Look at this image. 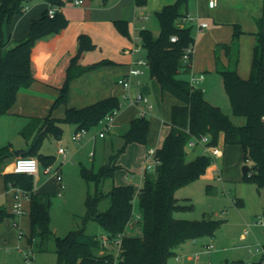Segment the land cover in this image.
Returning <instances> with one entry per match:
<instances>
[{
  "label": "trees",
  "instance_id": "1",
  "mask_svg": "<svg viewBox=\"0 0 264 264\" xmlns=\"http://www.w3.org/2000/svg\"><path fill=\"white\" fill-rule=\"evenodd\" d=\"M31 0H0V30L5 20H11L16 14H22L24 7ZM49 5L58 10L51 17L48 7L39 17L32 19L29 33L4 53L0 52V115L8 113L17 100L18 93L28 88L36 80L32 60L35 45L49 37L58 34L67 26L68 20L60 10L67 1L46 0ZM143 5L146 0H136ZM188 11V0H175L164 5L155 12L160 32L158 36L148 29L140 31L141 44L146 51L149 62L150 76L157 80L162 94H170L176 102L171 106L170 129L160 146L156 148L159 160L154 172H145L138 191L132 184H113L110 190L102 188L107 178L114 177V171L120 167L116 163L117 155L111 158L110 165L100 172L93 173L82 169L87 181H94L96 192L87 194L86 214L83 223L94 219L105 230L108 237L122 235L121 253L118 264H169L176 256L178 249L189 240L206 236H214L221 221L214 218L201 220L181 219L174 216L177 209L188 207L180 204L176 196L178 188L193 182L206 173L214 162V157L208 153H198L188 159L186 145L191 137L202 134L209 135V145H217L222 135L225 145L240 144L244 149L245 162H251L244 179L253 182L258 191L264 188V19L256 18L258 30L253 51L250 74L241 77L238 72L240 61L239 37L244 33L236 24L233 39L230 43L220 44L216 48V68L220 74L225 91L228 95L232 111L246 116L243 125L235 124L221 106L210 102L202 87L191 85L189 78H182L180 73H190L193 56L189 62H184L186 49L195 43L192 35V25L184 20ZM176 36V41L171 37ZM93 48L90 36L79 35V47L71 58L67 77L58 96L52 105V110L65 106L63 118L45 117L44 128L37 136L36 144L27 155H37L38 160L48 166L54 162L53 155L38 153L42 140L48 133L60 139L63 129L58 122H66L76 126V130L97 125L99 121L114 110L122 109V99L109 96L83 107L68 106L70 82L74 75L72 69L81 54ZM219 48H224L229 57V64L223 65L220 60ZM150 119L147 116L134 117L129 129L122 134L124 144L119 152H124L130 143L148 145ZM10 151L8 147L0 148V163ZM7 184L12 182L31 192L30 199V233L28 242L33 248L41 246L49 238H54L57 253L56 264H107L112 263L114 254L104 249L101 240L96 235L87 234L85 226L70 230L65 236H57L52 230L49 206L36 200L32 194L34 181L32 175L7 173ZM212 185H208L210 192ZM138 199L141 210V233L127 231L128 224L134 219V202ZM105 199L110 205L101 210ZM237 206H244L242 198H235ZM13 214L5 207H0V224ZM264 215V207H263ZM132 230V228H131ZM257 261L236 260L224 264H261Z\"/></svg>",
  "mask_w": 264,
  "mask_h": 264
},
{
  "label": "crops",
  "instance_id": "2",
  "mask_svg": "<svg viewBox=\"0 0 264 264\" xmlns=\"http://www.w3.org/2000/svg\"><path fill=\"white\" fill-rule=\"evenodd\" d=\"M174 1L146 0L145 4L138 5L136 0H84L81 5H75L72 1H67L61 7L60 10L68 20L67 26L58 34L42 40L35 45L32 60L36 80L30 87L19 91L16 103L8 113L0 115V148L8 147L10 151V156L0 163V207H5L13 214L12 194L8 187L10 182L7 184L5 175L12 173V164L15 158L22 153L27 155L34 144H36L37 136L44 128L45 117L51 115V117L60 119L65 115L64 105L53 110L51 107L59 93L57 88L61 87L66 80L70 60L78 51L79 35L82 33L88 34L92 40L93 48L84 51L72 69L74 77L70 82L68 106L83 107L109 96H117L122 99V108L124 106L123 102L128 100L130 102V109L120 110L116 118L115 127L120 128L126 124L129 125L134 117L139 116L140 107L133 104L130 98H125V96L136 92L138 89L136 85L137 80H141V77L149 68L142 67L144 73L139 76H132L133 86L130 91L125 90L118 83V79L130 74L131 69L137 66L135 62L138 59H147L141 56L144 48L139 39L140 31L148 28L153 32V28H156L159 23L152 21V16L164 5ZM28 4V9L22 14H16L11 20H5L2 23L0 30V52L4 53L13 46L15 41L25 37L29 33L32 19L39 17L49 6L46 0H31ZM187 14L197 16L199 21L207 23L205 27H198L194 22L189 23L192 25L191 32L195 43L191 72L188 74V78H190L191 73H203L204 80L199 83V86L203 89L205 86V91H208L210 84H207V82L214 78V73L219 74L216 68V48L220 44L232 41L236 24L244 31L239 37L240 61L238 72L241 77L246 78L247 70L249 74L251 70V66L250 69L246 68V63L252 62L253 51L257 41L255 35L258 30L256 18L263 17L264 19V0H218V4L215 7H210L209 0H188ZM219 52L223 64L228 65L229 59L225 49L221 48ZM150 80L152 86H156L155 90H159L160 109L162 111L168 110L170 113V108L167 109V103L171 97L167 93L162 94L160 85L156 79L150 76ZM149 84V82H142L140 89L150 98L148 94L151 91ZM205 96L210 102L216 103L215 95L210 94L209 98L205 92ZM175 102L176 99H173V101L171 99L170 107ZM152 108L153 105L148 108V111ZM57 124L63 129L61 138L58 139L52 133H48L42 140L38 150V153L53 155L55 159L52 164L48 165L51 168L49 172L46 171V167L48 166L39 161V170L35 175H32L34 181L32 194L34 196L36 194L56 193L59 197H63L67 189V184L62 175V167L56 166V162H58L59 157L62 164L64 158L67 156L66 148L62 145V137L65 131L68 129L75 132L76 126L66 122H58ZM169 129L170 126L168 127V131ZM114 134H116L115 130ZM159 136L160 123L153 116L150 119L148 145H141L136 142L130 143L125 151L128 152L132 148L134 150V148H139L140 146L143 148L142 150L146 151L151 147H155L154 145L157 148L160 146ZM46 138H54L56 140L55 145L53 144L56 150H53V152L45 151ZM101 138H105V136ZM220 141L219 146L222 149V155L215 158L221 157L224 159L226 150L223 146L225 144L222 135L220 136ZM60 150H64V153H60ZM201 152L202 147L199 146L198 152L192 157L188 156V158L192 159ZM35 156L38 157L37 155ZM121 166L129 168L127 164H122ZM137 167H142L143 179L144 163L143 165H137ZM57 171L61 172L62 181L58 180ZM63 184L64 188H62ZM60 192L61 194H59ZM30 199L26 202L25 213L22 216H26L27 213L29 216ZM22 216H18L20 220H17L13 214L6 218L1 225H5L7 230L12 231L11 222L16 220L19 223V227H21L22 236H26L28 241V236L24 234L21 226L22 221H25ZM26 222L30 224V217L27 218ZM248 234L245 235L243 233L240 238L246 239ZM243 236L244 238H242ZM1 239L2 236L0 237V244L2 243ZM28 244L29 248L33 250L31 244L29 242ZM208 244L211 243L204 244L203 251L188 257L194 261L193 264H204L201 262L202 256H210L215 246L213 245L212 250L208 251L206 249V245ZM256 251L260 252L261 259L263 253L257 248ZM177 257L178 264H184L180 258L181 256L179 257L178 255ZM208 263L211 264L210 261Z\"/></svg>",
  "mask_w": 264,
  "mask_h": 264
},
{
  "label": "rangeland",
  "instance_id": "3",
  "mask_svg": "<svg viewBox=\"0 0 264 264\" xmlns=\"http://www.w3.org/2000/svg\"><path fill=\"white\" fill-rule=\"evenodd\" d=\"M26 5L29 7L28 3ZM152 21L158 22L155 14L152 16ZM153 32L155 36H158L160 32L159 25L153 28ZM220 49L221 48L218 49V52ZM141 56L147 58L145 50H143ZM243 64L244 61L242 62V67ZM250 66L251 63H246V68L250 69ZM214 74L215 79L213 78L214 80H208L209 82H207V84H210L208 91H205L206 89L204 86L206 95L208 97L210 94H213V96L215 95V104L221 105L223 111L230 116L235 124H245L247 119L246 116L235 114L232 111L220 74ZM246 74L248 77V70ZM179 76L188 78L189 75L188 73H180ZM141 82L150 83L149 88L151 89V93L149 92L148 94L151 98L150 100L153 108L148 111L147 118L152 119V117L155 116L159 121V144H161L163 137L168 131L171 119V99L173 101L175 98L167 94L171 97V99H168L167 103V109L170 108V113L168 110L162 111L160 109L161 101L159 90H155L156 86H152L151 84L149 69H147L146 73L141 77ZM123 103L124 106L122 109H130V102L128 100ZM116 122L115 120V123ZM128 129V124L120 128L115 127L114 124L105 130V124L98 123L87 131L85 138L80 143H76L72 140L74 130L67 129L65 131L62 137V145L66 148L67 156L64 158L62 164L59 157L58 162H56V166L59 165L62 167V175L67 184L64 196L59 197L56 193L35 195L36 200L44 202L49 206L51 215L50 226L55 235L65 236L70 230L78 229L83 226H85L87 234L96 235L99 238L106 235L105 230L96 220L88 219L86 223H83V217L87 210L85 204L87 194L89 192L94 194L97 187L94 181H87L84 178L82 169L98 173L107 166L111 158L119 153L116 163L120 167L115 169L114 177L107 178L104 181L102 188L108 191L113 184L131 183L136 188V191H138L142 182V167H137V165L145 164L147 151L142 150L143 148L139 145L141 143H139V148H134V150L132 148L128 152H119L124 144L122 134ZM114 130L116 134H114ZM101 131L105 133V138L99 136ZM94 137H96V139H94ZM45 140L47 141L45 151L53 152V150H56L54 146L56 140L54 138H46ZM219 143H221L220 138ZM154 146L156 147V145ZM223 146L226 150L224 159L221 157L214 158V162H212L205 174L193 182L178 188L175 193L180 204H189L188 207L177 209L174 212L176 218L190 220L214 218L222 222L214 236L202 237L196 239V241L189 240L178 250V255L179 257L181 256L180 258L184 264H193L194 261L190 260L188 257L203 251L204 244L206 243L213 244L215 249L212 250L210 256H202L201 262L204 264H210L208 263L209 261L211 264L232 263L239 259H243L244 261H257L260 260L261 257L260 252L256 251V248L258 245H264V226L253 224V222L256 220H264V188L258 191L253 182L244 179L243 166H250L252 163L245 162L243 147L240 144H228ZM186 150L189 153L188 156L192 157L198 152V146L194 148L186 146ZM122 164H127L129 168L122 167ZM208 185L213 186L210 192L207 190ZM235 198H242L244 200V206H237L234 202ZM109 205L110 200L105 199L100 209L105 210ZM225 211L226 213H224ZM23 217L25 221H22L21 226L24 234L29 236L30 224L26 222L29 217L28 213L26 216H22V218ZM141 217L138 199L135 198L134 227L132 228V232L141 233ZM16 218L20 220L18 216H16ZM14 221L16 220L11 222L14 234L11 230H7L5 225H1L3 222L0 224V237L2 236V243L0 244V264H56L57 253L55 251L54 238L45 240L41 246H36L34 244L33 250H31L27 237L19 234L21 227L14 226ZM245 230H249V234L246 239H241L240 237ZM177 256L172 257L169 260V264H178Z\"/></svg>",
  "mask_w": 264,
  "mask_h": 264
},
{
  "label": "built area",
  "instance_id": "4",
  "mask_svg": "<svg viewBox=\"0 0 264 264\" xmlns=\"http://www.w3.org/2000/svg\"><path fill=\"white\" fill-rule=\"evenodd\" d=\"M71 1L75 5H81L84 0H71ZM217 2L218 0H209L210 7H215L217 5ZM27 9H28V6L26 5L23 10L26 11ZM57 10L58 8L56 6H51V5L48 6V14L51 17L55 15ZM184 20L192 22V23L194 22L198 25V27H205L207 25L206 22L199 21L197 16H193L190 14H187L184 17ZM139 39L141 40V37ZM171 40L176 41V36H172ZM193 52H194V44H191L186 49V52L183 55V60L185 63L190 61L191 56H193ZM135 64L137 66L131 69L130 74L124 77H120L118 79V83L121 84L124 87V89L127 91H130V89L133 86V82L131 80L132 76H139L142 73H144V70L142 69V67L149 68V62L147 59H138L135 62ZM189 80H190L191 85L199 87V83L204 80V74L203 73H200V74L191 73ZM141 83H142L141 80H137L136 85L138 86V89L136 90V92L132 93L131 95L125 96V98H130L133 104L140 107L139 112H138L139 116H147L148 108H150L152 104H151L150 98L146 94H144L143 91L140 89ZM119 112H120L119 110H114L113 112L103 117L99 121V123L105 124V130L108 129L110 126L115 124V120ZM87 131L88 130L86 129L76 130L72 135V140L76 143L82 142V140L85 138V135L87 134ZM99 136L104 137L105 133L101 131L99 133ZM209 141H210L209 135L202 134L198 137L193 135L191 139L188 141L186 146L193 147V148L200 146L202 147V153H208L212 155L214 158L217 156H221L222 149L219 146V144L209 145L208 144ZM60 153H64V150H60ZM158 162L159 160L156 157V148L155 147L149 148L147 150V156H146V160L144 164V173L154 172ZM50 169L51 168L49 166L46 167L47 172H49ZM38 170H39V160L36 156H32V155L17 156L12 164L13 173L35 175L38 172ZM56 173H57L58 180L62 181L61 173L58 171ZM8 187L12 194V201H13L12 212L15 216H22L25 213L26 202L30 199L31 192L12 182L9 183ZM62 188H64V184L62 185ZM59 194H61V192ZM224 213H226V211ZM133 223L134 222L131 221L128 224L127 231L134 227ZM13 224L14 226L19 227V223L17 221H14ZM253 224L264 226V220H256L255 222H253ZM248 233H249V230H245L244 234L246 235ZM19 234L22 236V231H20ZM242 238H244V236ZM100 240H101V243L104 249H107L114 254V260L112 261V263L109 262L107 264H118V259L121 253L122 235L120 234L114 238H110L107 235H105L101 237ZM213 247H214L213 244L206 245V249L208 251L212 250ZM257 249L263 253L261 264H264V248L263 246L258 245ZM196 257H198V255H196Z\"/></svg>",
  "mask_w": 264,
  "mask_h": 264
},
{
  "label": "water",
  "instance_id": "5",
  "mask_svg": "<svg viewBox=\"0 0 264 264\" xmlns=\"http://www.w3.org/2000/svg\"><path fill=\"white\" fill-rule=\"evenodd\" d=\"M17 155H19V154H17ZM20 155H25V154L22 153V154H20ZM109 165H110V162L107 164L106 167H108ZM249 168H250L249 165H244V166H243V173L246 174V173L248 172Z\"/></svg>",
  "mask_w": 264,
  "mask_h": 264
}]
</instances>
